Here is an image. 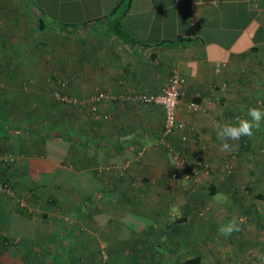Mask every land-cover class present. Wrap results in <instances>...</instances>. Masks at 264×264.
<instances>
[{
    "label": "crops",
    "instance_id": "obj_1",
    "mask_svg": "<svg viewBox=\"0 0 264 264\" xmlns=\"http://www.w3.org/2000/svg\"><path fill=\"white\" fill-rule=\"evenodd\" d=\"M174 69L188 141L162 144V105L136 97L160 92ZM26 74L115 98L61 115L47 82ZM251 106H264V0H0V264H101L102 249L112 264H202L195 251L215 255L218 227L195 230L190 213L223 186L227 158L264 199V123L230 152L216 138ZM251 230L222 245L233 264L264 256Z\"/></svg>",
    "mask_w": 264,
    "mask_h": 264
},
{
    "label": "rangeland",
    "instance_id": "obj_2",
    "mask_svg": "<svg viewBox=\"0 0 264 264\" xmlns=\"http://www.w3.org/2000/svg\"><path fill=\"white\" fill-rule=\"evenodd\" d=\"M30 81H33V83L34 81H37V83L47 82V86L50 88L49 91L47 90L48 92L47 95L49 96L50 100H52V103H53L52 107L54 106L58 107L56 111L58 112L61 111L60 112L61 115L67 112L66 109H70V108L77 109L78 106L80 109L82 108V106L78 103L66 102L57 97V94H56L57 92L62 93V94L64 93L72 94L71 91L69 90V82L66 76L57 75V74L56 75L55 74L53 75L52 74H41V75L38 74V76L33 75V74H28V75L26 74L24 77V82L29 83ZM72 95H76V94H72ZM79 96H81V94ZM172 158H173V162L176 164L175 158L173 156ZM226 161H227L228 166L225 165L224 172L227 176V179L223 183V186L220 187V190L218 191V193L213 196L214 199L210 198L211 195H208L204 200L199 202L200 206L198 208L193 209L191 211L190 215L192 217H193V214L196 215L197 213L198 216H200V219L193 217L195 220L192 218L190 225L193 228H195V230L199 231V230H203L204 228H206L207 225H209V222L212 223L211 225H215L219 227L221 225L220 222L221 223L227 222L230 216H232V218L233 217H236V218L243 217L245 222L241 225V227L249 226V228L251 229L254 228L258 230L257 232L256 230H251L250 237L255 238L257 242L259 241V239H261L260 242H263L264 239L262 238H264V199L260 200L259 197L255 195V193L259 191L260 187H257L252 184H248L244 179H242V177H239V179H237L236 176L238 175L234 174L235 170H234V166L232 164L231 158H227ZM190 163H192V161ZM193 166L194 164H192V166H187V167L195 169V167ZM179 172H180L179 170L173 171L171 174L172 178H176ZM195 172L198 174L200 173L198 169L195 170ZM203 173H207V171L204 170ZM187 175H188L187 177L195 178V176H193V174L190 172ZM230 179H232L233 181L231 182ZM202 181L203 180L200 179L199 183ZM194 182H197V180L195 179ZM0 183L7 184L5 186V189L0 190V191H6L7 190L6 188L9 187L8 183L4 179H2V177H0ZM207 183H208L207 181L204 183L205 188H206ZM225 198H227V202H224ZM248 205L251 206L252 209L250 207L249 211H246V208ZM207 211L212 212L211 218L202 217V216H206ZM256 218L258 220L262 219V223H261L262 225L260 226V228H257L258 225H256V222H255ZM194 221H196L197 223L195 224ZM198 231H196L194 235H188L189 238L192 240L193 237H194L193 239H195L199 235H203L202 233H199ZM212 237L215 239L216 242L219 243L218 245L219 248L215 251V255H214V250L206 251L204 249H201L199 251L198 250L195 251L203 256L202 264H233L231 259H229L230 257L229 247L227 248L222 247L223 244L224 245L229 244V237H225L219 232L216 233V235H212ZM208 238L210 239L211 236H209ZM208 238H203V240L207 242ZM236 241L241 242V238ZM102 251L104 250L102 249ZM191 254H194V251H191ZM236 264H237V261H236Z\"/></svg>",
    "mask_w": 264,
    "mask_h": 264
},
{
    "label": "built area",
    "instance_id": "obj_3",
    "mask_svg": "<svg viewBox=\"0 0 264 264\" xmlns=\"http://www.w3.org/2000/svg\"><path fill=\"white\" fill-rule=\"evenodd\" d=\"M184 77L178 70L174 69L168 77L163 89L158 93L140 92L136 99L144 104L158 103L163 107V126L159 135V143H168V138L172 137L175 133L179 134V138L182 143L188 141V132L185 129V125L178 119L179 100H180V85L183 83ZM57 97L61 100L71 103H78L85 105L86 102L91 101V108L96 109L97 103L103 101L105 98H115V95L110 94L104 90L97 91L88 95L79 96L67 93H56ZM198 103L191 101L188 103L190 109H196ZM106 117L107 115L104 114ZM173 157L177 165L189 166L191 163L185 159L180 151H173ZM200 153H198V156ZM228 166V165H227ZM7 184L0 183V190L5 189ZM7 187L6 189H8ZM101 264H112L105 251L101 252Z\"/></svg>",
    "mask_w": 264,
    "mask_h": 264
},
{
    "label": "clouds",
    "instance_id": "obj_4",
    "mask_svg": "<svg viewBox=\"0 0 264 264\" xmlns=\"http://www.w3.org/2000/svg\"><path fill=\"white\" fill-rule=\"evenodd\" d=\"M264 123V106H251L244 116L237 117L234 122L217 125L216 138L220 141V149L223 152H230L233 145L229 141H237L241 137H251L254 131H258ZM227 202V198L225 201ZM243 217H233L218 227V232L225 237L231 236L240 230L244 223ZM260 259L264 261V256Z\"/></svg>",
    "mask_w": 264,
    "mask_h": 264
},
{
    "label": "trees",
    "instance_id": "obj_5",
    "mask_svg": "<svg viewBox=\"0 0 264 264\" xmlns=\"http://www.w3.org/2000/svg\"><path fill=\"white\" fill-rule=\"evenodd\" d=\"M198 258H199L198 256L187 258L185 263L186 264H192L193 262H196V260H198ZM259 264H264V261L261 260Z\"/></svg>",
    "mask_w": 264,
    "mask_h": 264
}]
</instances>
